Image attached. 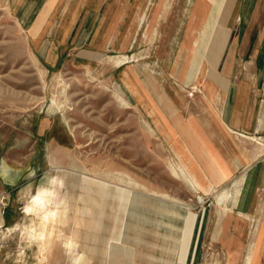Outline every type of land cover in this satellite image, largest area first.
I'll use <instances>...</instances> for the list:
<instances>
[{"label":"rangeland","instance_id":"rangeland-1","mask_svg":"<svg viewBox=\"0 0 264 264\" xmlns=\"http://www.w3.org/2000/svg\"><path fill=\"white\" fill-rule=\"evenodd\" d=\"M212 2L208 14L206 0H56L38 27L30 25L40 3L22 17L0 6V157L24 170L15 186L0 181L5 226L22 215L17 193L27 170H37V181L51 166L72 197L67 230L94 264H244L251 242L252 264H264L263 219L241 220L239 246L212 243L225 205L217 195L229 190L223 216L237 213L244 170L217 183L177 123L200 146V125L219 132L222 124L215 95L223 107L226 82L254 79L219 74L229 60L219 57L222 0ZM209 17L213 25H204ZM110 55L136 60L118 67ZM249 94L258 95L255 86ZM54 95L67 97V123L47 113ZM239 137L229 138L244 152ZM14 248L0 249V262L11 264L4 257ZM48 255L49 264H67L59 244Z\"/></svg>","mask_w":264,"mask_h":264},{"label":"crops","instance_id":"crops-1","mask_svg":"<svg viewBox=\"0 0 264 264\" xmlns=\"http://www.w3.org/2000/svg\"><path fill=\"white\" fill-rule=\"evenodd\" d=\"M55 1L0 0V6L8 5L10 10L16 11L22 17L26 16L27 11L35 9V4L40 3L38 8L40 12L30 25L38 27L42 26L41 21L45 18V12L54 8ZM206 1L209 14L210 8L214 9L215 5L212 0ZM217 17L216 25L221 28L220 31H225L219 39L222 43L219 57L229 60L227 65L219 69V74L230 80L236 75L252 76L254 79L250 82L247 79L242 80V83L238 84L226 82L224 104L219 110V113L222 111L219 132L215 128L214 130L211 124L205 125L204 128L200 125L204 139L202 144L199 142L200 146L188 129L182 123H177L180 131L189 138L192 149L197 154L204 153L205 161L211 173L216 175L217 183L233 180L240 168H243L246 175L242 193L233 206L237 213H227L222 217L221 231L212 240L213 244L224 248L239 246L237 227L242 224L241 220H247L249 216L252 221L254 218L264 220V149L259 152L257 142L245 140L246 142L240 143L246 144L247 150L244 152L237 150L234 145L243 139L232 132L235 130L264 139V0H222ZM239 58L253 60L256 65L237 68L229 65L231 60ZM253 86L258 95L251 99L249 87ZM259 133L262 135H258ZM230 136L238 140L233 139L231 142Z\"/></svg>","mask_w":264,"mask_h":264},{"label":"clouds","instance_id":"clouds-1","mask_svg":"<svg viewBox=\"0 0 264 264\" xmlns=\"http://www.w3.org/2000/svg\"><path fill=\"white\" fill-rule=\"evenodd\" d=\"M68 108L66 96L54 95L48 103L47 113L50 116L60 115L67 123L64 113ZM22 171L21 167L0 157V181L15 186ZM36 174L35 168H29L24 177L27 183L17 193V202L21 205L20 218L5 226L3 213L0 212V249L15 243L14 249L5 252L4 259L11 264H49L48 253L56 243L64 249L67 264H94L83 250L77 234L67 230L72 197L66 189L65 177L52 170L51 166L34 181Z\"/></svg>","mask_w":264,"mask_h":264},{"label":"bare ground","instance_id":"bare-ground-1","mask_svg":"<svg viewBox=\"0 0 264 264\" xmlns=\"http://www.w3.org/2000/svg\"><path fill=\"white\" fill-rule=\"evenodd\" d=\"M212 21H214V20H211L210 22H208L207 21V23H205V24H209V25H213V23H212ZM204 24V25H205ZM202 30H203V28H201L200 30H199V35L197 36V39L195 40V42H194V45H195V47H197V45H198V43H199V39H200V36H201V34H202ZM136 58V55H133V56H128V55H117V56H112V55H110V56H108L107 57V59H106V61L107 62H111L112 64H115L116 66H118V67H120V66H123V65H125L126 63H129L130 61H133V60H136L135 59ZM217 99V103L219 104V110H221V107H220V103H219V101H218V98H217V95H215V100ZM210 102V101H209ZM216 104V103H215ZM217 108V107H216ZM176 132H177V134H179L178 133V131L176 130ZM232 132H234V133H236L237 135H239V136H241V137H243V138H245L246 140H254L255 142H257L258 143V148H259V152H261L262 151V149H264V139L262 138V137H256V136H252V135H247V134H244V133H241V132H238V131H234V130H232ZM180 135V134H179ZM177 150H178V152H179V154H180V152H183L184 150H185V147H184V145H183V143H182V139H181V143L178 141L177 142ZM181 156H183L182 154H180ZM120 178V177H119ZM244 178V179H243ZM243 178L241 179V181L243 182V184H244V182H245V180H246V175H244L243 176ZM122 179V178H121ZM128 179V178H127ZM126 181V180H125ZM126 183V182H125ZM133 183V182H132ZM131 183V184H132ZM129 184H130V182H129ZM136 185H138V183H135V186ZM142 188V187H141ZM144 189V188H143ZM152 191V190H151ZM229 193H230V191L229 190H227V189H225L224 191H222L220 194H218L217 195V204H225L224 206H223V212L221 211L220 213H222L221 215L219 214V218L220 217H223V214H225L226 212H227V210H228V207H227V204H228V202L230 201V199H229ZM166 196V195H165ZM199 198H201V197H199ZM202 199V198H201ZM200 199V200H201ZM255 245V243L254 242H251L250 243V248H249V251H248V253L246 254V256H245V258H244V264H252V261H253V249H254V246Z\"/></svg>","mask_w":264,"mask_h":264}]
</instances>
